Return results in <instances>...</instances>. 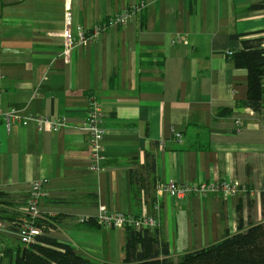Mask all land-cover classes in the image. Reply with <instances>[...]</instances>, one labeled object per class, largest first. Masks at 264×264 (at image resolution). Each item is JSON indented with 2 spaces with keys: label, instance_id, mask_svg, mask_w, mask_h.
<instances>
[{
  "label": "crops",
  "instance_id": "obj_1",
  "mask_svg": "<svg viewBox=\"0 0 264 264\" xmlns=\"http://www.w3.org/2000/svg\"><path fill=\"white\" fill-rule=\"evenodd\" d=\"M68 1L73 31L101 30L66 60V0H0V191L28 196L30 183L41 181L38 210L52 225L44 235L95 263L124 259L127 228L97 223L101 206L156 215L149 234L167 243L173 261L234 234L238 212L247 227L249 200L252 220L260 222L264 96L259 112L243 105L248 73L232 56L241 39L264 38V8H250L264 0ZM140 1L145 7L126 25H107ZM89 97L105 114L98 171L84 131ZM225 108L232 113L218 115ZM10 109L61 118L65 126L7 128L2 113ZM169 180L244 189L226 197L156 194ZM9 225L0 221V233L14 236Z\"/></svg>",
  "mask_w": 264,
  "mask_h": 264
},
{
  "label": "trees",
  "instance_id": "obj_2",
  "mask_svg": "<svg viewBox=\"0 0 264 264\" xmlns=\"http://www.w3.org/2000/svg\"><path fill=\"white\" fill-rule=\"evenodd\" d=\"M252 9L264 8V1L250 6ZM240 38L241 35H233ZM264 38L255 40L241 39L242 50L233 54L235 67L245 68L248 73V93L243 105L253 112H259L262 96H264V48L260 46ZM230 109H222L218 115L231 114ZM151 167L152 164H151ZM248 225L243 226L240 212H238L237 231L207 247L183 254L177 261L170 257L166 242L157 236L149 234L148 230L136 231L127 228L123 247L124 259L118 264H264V191L260 193L261 221L255 223L251 217L252 203L248 201ZM6 210L0 205V221L8 222V230L17 231V226L24 219L15 215H4ZM41 231L33 243L3 246L0 249V264H110L95 263L77 254L73 248L65 243L56 241L44 235L52 225L44 219H37L34 223Z\"/></svg>",
  "mask_w": 264,
  "mask_h": 264
},
{
  "label": "built area",
  "instance_id": "obj_3",
  "mask_svg": "<svg viewBox=\"0 0 264 264\" xmlns=\"http://www.w3.org/2000/svg\"><path fill=\"white\" fill-rule=\"evenodd\" d=\"M145 7V3L140 1L132 8L126 9L123 13L111 16L107 20V25H126L131 13L140 11ZM64 27L61 32L62 37V55L68 60L72 49L78 45L84 43L86 40L94 38L99 32L100 27H94L91 32L84 31L82 29H71V11L69 1L65 2L64 12ZM104 111L101 104L94 97H89L87 100V117L85 122L84 131L89 136V149L91 156V169L98 171L101 169V150H102V138L104 130L102 127V121L104 119ZM2 117L7 128L12 123L20 124L22 126L32 122L39 130H52L55 131L65 126L64 120L61 118H51L44 115H32L28 117L20 116L17 111L10 109L7 112L2 113ZM237 125L240 122L235 121ZM237 131L240 130L237 126ZM176 138H180L181 135L178 132H174ZM238 184L229 181H221L219 183H199L188 184L175 181H166L156 185V194L166 193L174 198H184L189 194H205L208 192L219 193L222 196H234L239 191L243 190ZM43 195L42 183L39 180L32 181L28 189L27 199V216L28 218L17 226V231L14 232V236L21 244L33 243L35 237L41 233L40 229L34 224L35 221L41 218L38 210L39 199ZM157 208V207H156ZM96 221L100 225L109 226L114 228H132L136 231L150 230L158 226V218L156 215H144L133 216L120 212H112L101 206L98 209ZM88 217L80 218L81 222L89 221Z\"/></svg>",
  "mask_w": 264,
  "mask_h": 264
},
{
  "label": "rangeland",
  "instance_id": "obj_4",
  "mask_svg": "<svg viewBox=\"0 0 264 264\" xmlns=\"http://www.w3.org/2000/svg\"><path fill=\"white\" fill-rule=\"evenodd\" d=\"M27 199L28 196L25 194H8L4 191H0V205L6 210L4 215H15L19 218L24 219L27 213ZM15 213V214H13ZM1 229H4L1 228ZM17 244L16 237L8 235L6 233H0V249L3 246H13ZM6 264V261L2 262Z\"/></svg>",
  "mask_w": 264,
  "mask_h": 264
}]
</instances>
